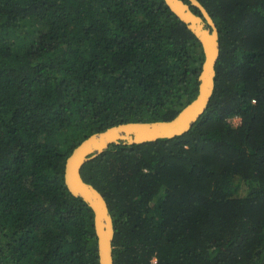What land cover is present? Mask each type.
Segmentation results:
<instances>
[{"label":"trees","instance_id":"1","mask_svg":"<svg viewBox=\"0 0 264 264\" xmlns=\"http://www.w3.org/2000/svg\"><path fill=\"white\" fill-rule=\"evenodd\" d=\"M200 1L221 44L205 112L82 168L114 218L115 264H264V0ZM204 59L164 0H0V264H99L67 158L119 123L173 119Z\"/></svg>","mask_w":264,"mask_h":264},{"label":"water","instance_id":"2","mask_svg":"<svg viewBox=\"0 0 264 264\" xmlns=\"http://www.w3.org/2000/svg\"><path fill=\"white\" fill-rule=\"evenodd\" d=\"M164 1L203 46L205 59L199 75L197 97L171 120L128 121L91 134L74 148L65 165L68 189L73 195L83 198L94 212L99 264H115L113 242L116 230L107 200L100 190L85 181L83 166L114 143L139 144L186 133L207 109L215 89L216 65L221 53L220 31L215 20L200 0Z\"/></svg>","mask_w":264,"mask_h":264},{"label":"rangeland","instance_id":"3","mask_svg":"<svg viewBox=\"0 0 264 264\" xmlns=\"http://www.w3.org/2000/svg\"><path fill=\"white\" fill-rule=\"evenodd\" d=\"M232 122H233L235 125H238V124L241 123V119L238 118V117H236V118H234V119L232 120ZM155 261H156V259H153V262H155Z\"/></svg>","mask_w":264,"mask_h":264}]
</instances>
